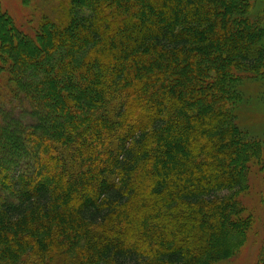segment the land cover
Instances as JSON below:
<instances>
[{"label":"trees","instance_id":"1","mask_svg":"<svg viewBox=\"0 0 264 264\" xmlns=\"http://www.w3.org/2000/svg\"><path fill=\"white\" fill-rule=\"evenodd\" d=\"M57 3L31 36L0 4V72L37 122L0 127V264L236 256L252 219L239 196L264 168L234 113L238 83L264 79L252 0Z\"/></svg>","mask_w":264,"mask_h":264},{"label":"rangeland","instance_id":"2","mask_svg":"<svg viewBox=\"0 0 264 264\" xmlns=\"http://www.w3.org/2000/svg\"><path fill=\"white\" fill-rule=\"evenodd\" d=\"M56 1L59 0H0V4L2 10L13 19L17 30L31 36L35 33L42 18L57 16L56 5L58 6L59 3L56 4ZM250 9L249 16L264 23V0H252ZM4 75L6 74L1 71L0 127L13 132L18 130L23 138V130L34 126L37 122L29 116L28 112L26 113V102L20 95L16 98L20 104L16 100L10 102L9 93L14 92V87L11 84V88H7ZM236 90L241 98L234 108L237 125L249 137L258 139L264 144V79L243 80L238 83ZM55 122L62 123L58 120ZM50 123V119H47L46 124L50 125ZM139 123L143 124V121L140 120ZM3 156L0 146V168L3 166L1 163ZM53 180L48 177L45 185L51 187ZM65 181L68 179L66 178ZM239 197L243 208L252 217L250 231L238 254L218 264H256L262 253L261 248L264 242V168L262 166L252 167L248 187Z\"/></svg>","mask_w":264,"mask_h":264}]
</instances>
